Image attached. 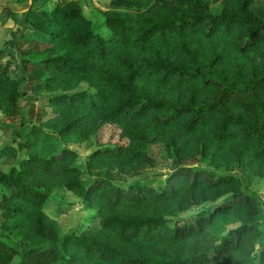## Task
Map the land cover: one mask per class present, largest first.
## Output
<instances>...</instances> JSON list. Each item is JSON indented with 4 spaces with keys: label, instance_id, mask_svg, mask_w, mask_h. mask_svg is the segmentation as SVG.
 <instances>
[{
    "label": "trees",
    "instance_id": "trees-1",
    "mask_svg": "<svg viewBox=\"0 0 264 264\" xmlns=\"http://www.w3.org/2000/svg\"><path fill=\"white\" fill-rule=\"evenodd\" d=\"M107 1V35L79 0L25 11V37L43 41L30 60L40 87L62 91L46 97L54 117L26 127L20 118L23 139L0 146V157L15 158L0 169L10 204L0 212V264H264L255 246L264 195L251 189L264 183V0H220L217 10L211 0ZM81 81L86 88L70 90ZM19 85L0 68L2 113L19 114ZM90 135L97 144L84 166L96 175L85 184L76 152L55 145ZM154 142L208 166L177 167L160 190L107 178L153 165ZM230 165L239 172L222 170ZM59 186L93 210L79 233H60L41 208ZM204 201L213 203L201 214H178ZM226 217L236 223L215 237Z\"/></svg>",
    "mask_w": 264,
    "mask_h": 264
},
{
    "label": "rangeland",
    "instance_id": "rangeland-1",
    "mask_svg": "<svg viewBox=\"0 0 264 264\" xmlns=\"http://www.w3.org/2000/svg\"><path fill=\"white\" fill-rule=\"evenodd\" d=\"M53 1L55 0H49L45 7H43V0H11V2L8 0H2L1 2L5 4L1 5L0 3V68H4L9 75L17 78L20 82V90L22 91L19 100L21 106L19 114L7 115L0 111V124L13 122L18 127L20 118L25 116V119L23 120L24 127H26L31 121L42 123L45 119L48 120L55 115L52 111V107L47 104L46 97L54 91L58 92L62 90L61 88L43 90L39 87L42 84L44 74L40 71V65L31 62L32 59H37V54L32 53L34 51L32 45L36 44L35 46L33 45L34 47L42 46L43 41L34 40L35 42H31V40L27 39L24 35V33L29 32L25 28L29 27L24 20V14L29 4L40 10H44L47 7L50 8ZM9 2L11 3L10 5ZM79 3L82 7L83 14L90 19L92 28L99 34L107 35L109 30L103 26L102 11L108 7V1L79 0ZM260 4V0L257 1L254 8L260 7ZM219 5L220 0H211L210 9L217 10ZM133 12L137 15H141L143 11L136 9L133 10ZM25 72H28L29 75H24ZM37 83L39 85H37ZM86 87L87 84L81 81L70 90L84 89ZM44 126L47 127L46 125ZM21 128L22 127L20 126V129ZM10 132L9 135L6 134L5 136H2L0 132V137L11 141L13 145L17 147V138L15 136H21L20 140H22V129L20 131L21 134L13 132L12 128H10ZM96 144L95 136L90 135V137L85 140L76 139L74 137L72 140L57 141L55 145L56 149L64 146L76 152L73 164L79 167L80 178L85 184H88L90 179L96 175L88 172L84 166L88 153L96 147ZM147 152L154 159L155 163L153 165H145L138 173L130 176L113 174V176L109 175L107 177L106 175V177L113 182L121 184L123 187L132 181H137L143 189L160 190L168 187L167 178L177 167L188 166L194 168L208 166V162L201 159L199 155L176 158L171 152L160 148L159 144L156 142L148 145ZM17 153L19 154L18 158L25 156L23 150H18ZM14 161V157L4 156L0 159V169L6 170ZM222 170L238 173L240 169L236 165H230ZM251 189L257 196L264 195L263 180L261 179L253 182L251 184ZM5 195L6 193L3 187H0V212L4 208L10 206ZM212 203L204 201L199 204H193L187 209L179 211L178 214L186 217L196 216L201 214L202 211L207 210V206ZM41 208L49 217L57 222L58 231L60 233H79L89 221L88 215L93 212V210L86 208L84 201L79 196L61 186L53 188L48 193ZM78 212H80V215H78ZM76 218H78L77 221ZM226 219L227 220L221 218L219 223L214 224L213 231L215 237L221 236L228 228L236 223V221H231L227 217ZM262 224L264 226V220L262 221ZM7 230V225H0V234L2 236L5 235L2 237L3 239H7ZM255 246L264 247V235L257 240ZM19 247L21 249L25 248L26 244H20ZM61 261H63V259ZM253 264H256V262Z\"/></svg>",
    "mask_w": 264,
    "mask_h": 264
},
{
    "label": "crops",
    "instance_id": "crops-1",
    "mask_svg": "<svg viewBox=\"0 0 264 264\" xmlns=\"http://www.w3.org/2000/svg\"><path fill=\"white\" fill-rule=\"evenodd\" d=\"M2 0H0V3H1V5H4L5 3H2L1 2ZM8 1H10L11 2V0H8ZM14 1V0H13ZM44 1V3H43V7H45V5H46V3L49 1V0H43ZM9 2V5L11 4ZM53 3H54V1H53ZM52 3V4H53ZM8 5V6H9ZM52 6V5H51ZM49 7H47V8H45V9H48ZM26 28V30H28V31H30V28H27V27H25ZM27 33V32H26ZM25 34V33H24ZM24 75H29L28 74V72H25L24 73ZM37 85H39L38 83H37ZM40 87V86H39ZM7 115H10V114H7ZM23 119H25V116H23L22 117ZM11 126H9V125ZM8 124H0V132H1V134H2V136H5L6 134L7 135H9V133H11L10 132V128H12V130H13V132H17V133H20V131H21V129H20V125H19V123H18V127L16 126V124L15 123H13V122H9ZM5 131V132H4ZM5 133V134H4ZM21 134V133H20ZM16 138H17V140H20L21 139V136H15ZM6 143H11V144H13L11 141H9V140H5L3 137H0V146L1 145H3V144H6ZM4 156H2V157H0V159L1 158H3ZM2 170V169H1Z\"/></svg>",
    "mask_w": 264,
    "mask_h": 264
},
{
    "label": "water",
    "instance_id": "water-1",
    "mask_svg": "<svg viewBox=\"0 0 264 264\" xmlns=\"http://www.w3.org/2000/svg\"><path fill=\"white\" fill-rule=\"evenodd\" d=\"M78 215H80V212H78ZM78 218H76V221H77Z\"/></svg>",
    "mask_w": 264,
    "mask_h": 264
}]
</instances>
